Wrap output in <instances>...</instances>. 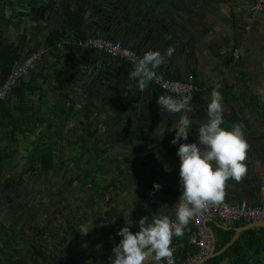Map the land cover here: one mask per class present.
Wrapping results in <instances>:
<instances>
[{
	"label": "crops",
	"instance_id": "obj_1",
	"mask_svg": "<svg viewBox=\"0 0 264 264\" xmlns=\"http://www.w3.org/2000/svg\"><path fill=\"white\" fill-rule=\"evenodd\" d=\"M75 3L43 0L40 7L33 10L32 17L26 15L25 25L12 23L16 34L8 37L0 34V41L13 43L25 53L41 49L51 31L63 28L65 12L76 9L84 19L81 31L87 37L120 40L142 55L150 50L164 53L172 48V55L167 56L156 70L175 74L181 82L191 77L203 90L200 100L191 101L190 115L197 124L192 127L187 142L196 140L199 122L207 118V102L213 89L225 93L221 94L223 115L237 109L235 98L249 91L259 105L260 114L245 112V121H241L249 145L245 160L247 172L239 181L229 179L226 182L224 197L246 205L264 202V14L251 16L253 0H129L120 4L119 0H76ZM117 5L121 9L119 18H115ZM247 26L250 27L248 31ZM75 44L67 40L58 43L56 50L46 49L34 69L0 104V155L3 157L0 173V264H55V259L65 250L69 235L83 226L82 219L72 220L74 228L67 234L70 222L64 224L63 219L59 224L64 206L60 209L59 203L52 205L50 182L56 178L66 179V172L72 174L77 171L74 179L82 183L77 188L79 191L94 190L90 204L97 207L89 215L98 224L94 230L99 232L100 239L99 245L98 240L90 245L93 258L89 264H97L100 253L105 255L103 264H109L112 247L121 239L114 230L121 228V223L137 230L135 222L146 215L149 224L153 220L150 215L160 213L175 218L174 204L180 195V161L176 155L179 145L170 142L174 137L173 126L180 114H168L160 109L156 103L158 89L150 88L151 84L147 83L142 91L137 81L121 70V62ZM234 48L241 52L240 64L235 69L229 66ZM108 110L112 112L113 122L105 125L101 133H109L113 137L103 140L95 129L94 119H99ZM140 117L149 121L142 122ZM91 122V131L95 135L86 141L79 139L83 127ZM165 133L171 137L163 144L159 141ZM129 134L141 139L131 140ZM67 136H72L71 141L76 145L73 157L65 153ZM81 144L94 147L98 156L106 151L98 150L102 144L112 145L111 149H118L120 144L133 146L129 155L109 160L114 169L107 178L95 177L102 186L109 185L105 190L106 196L99 200L96 189L86 186L81 179L83 176L75 168L74 160H79L80 166L76 151L81 149ZM48 148L54 151L57 156L55 164H60L61 169L54 174L33 171L31 166L36 152H44ZM145 149L148 151L141 154L140 151ZM133 155L138 157L133 168L139 175L121 167L128 176L123 184L113 183L115 165H123V161ZM88 161L83 169L88 170L91 180L94 176L87 168ZM151 177L155 184L160 185L155 189L153 202L145 200L144 188L145 181ZM130 189L137 193L136 200L132 199V194L126 197ZM121 193H124L123 197ZM107 211L112 214L108 222L112 226L111 232H106L107 225L101 221ZM129 211H132L131 215ZM113 214L116 219H121L117 226L114 225ZM247 224L250 223L228 227L218 219L205 220L204 226L211 242H215L211 251L217 253L225 246L216 249L219 229L233 231L231 241L236 230ZM55 225L58 232L56 244L45 237L38 248L34 234H48ZM192 228L190 221L183 236L173 240L176 253L178 249L182 251L176 256L181 263L190 257L184 242L193 245L190 242ZM246 230L249 229L241 230L232 243ZM40 251L46 253V259L37 258ZM218 264H230V261L224 257ZM250 264H264V253L258 261L251 259Z\"/></svg>",
	"mask_w": 264,
	"mask_h": 264
},
{
	"label": "clouds",
	"instance_id": "obj_2",
	"mask_svg": "<svg viewBox=\"0 0 264 264\" xmlns=\"http://www.w3.org/2000/svg\"><path fill=\"white\" fill-rule=\"evenodd\" d=\"M173 49L164 53L159 50L145 52L138 66L129 74L137 81L143 91L152 81L156 72ZM159 95L156 103L168 114H180L173 126L175 135L172 145H179L176 155L179 158L180 195L175 205V219L161 215L149 224L146 216L135 223L138 229L133 231L127 226L118 229L116 235L121 239L112 247L109 264H161L173 253V237H181L185 227L209 203H219L224 198V187L229 179L239 181L247 172L245 163L248 143L245 140L242 125L234 124L231 129L222 127L223 102L221 92L213 89L207 102L206 119L199 122L195 141L187 142L194 122L190 95ZM156 188L160 185L156 184ZM132 199L136 200L134 191ZM132 211H129L131 215ZM87 235V227L78 228Z\"/></svg>",
	"mask_w": 264,
	"mask_h": 264
},
{
	"label": "trees",
	"instance_id": "obj_3",
	"mask_svg": "<svg viewBox=\"0 0 264 264\" xmlns=\"http://www.w3.org/2000/svg\"><path fill=\"white\" fill-rule=\"evenodd\" d=\"M65 13H66V15H65V18L63 19V28L60 30L51 31L47 35L45 42L42 44V49L46 50L49 48V49L53 50V49L57 48V44L60 42L72 40V41H74V43H76L78 40H84L87 38V35H85L81 31V28L84 24V19H83L82 15L76 9H68ZM69 38H73V39H69ZM105 39H107V38H105ZM109 40H113V39H109ZM130 49H132V48H130ZM133 51H135V50H133ZM136 53L141 58L143 57V55L140 54L139 52H136ZM29 54L30 53L23 52V50L19 46H16L13 43L0 41V84L2 83V81L4 80L6 75L8 74L10 67L15 62L22 60L24 57H26ZM118 62H121V61H118ZM121 63H122L121 64V70L125 74H127V76H129V74L133 71L132 67L126 62H121ZM155 72L162 73L166 78H169L171 80H177L178 79V77L175 74H170L169 72L163 71L161 69H159V70L155 69ZM191 82L198 87V90L195 93L190 95L192 97L191 101H193V100L198 101V100H200V98L203 95V90H201L200 85L198 83H196V81L194 79ZM149 87L152 88L153 86L150 85ZM157 91H158L159 95H173V96H175V94H171V93L164 92L161 90H157ZM221 94H225V93L222 92ZM227 95H230V92ZM235 101L238 105L237 109L231 110L226 115H223L224 124L222 125V127L228 128L229 130L231 129L232 125H234V124H240L241 125V121H243V122L245 121V119H244V113L245 112H248L251 114H260L259 105L257 104L255 97H253L249 91L240 94L238 97L235 98ZM1 103H2V101L0 102V104ZM108 103L111 104V102H109V101H108ZM105 105H106V103H105ZM140 121L146 122L149 120L146 117H144V118L140 117ZM92 123L93 122L86 124L83 127L82 135H81V137H79V139L86 141L87 139H89L95 135L93 133V131H91V126L93 125ZM263 124H264V118H263ZM174 135H175V131L172 134V136H174ZM128 136L130 137L131 140H140L141 139V137L131 135V134H129ZM169 137H171V135L168 133H165V135L161 138V140L159 142L165 144ZM160 152H161V150H160ZM56 158H57V156L55 155L54 151L51 148L45 149L44 152L43 151L42 152L41 151L36 152L35 160L33 161L31 169L35 172H38V173H46L48 171L50 174H54L57 172V170L59 168L61 169L60 164H59V166H58V164H55ZM137 159H138L137 155H133L130 158H126L123 161V165L117 166V164H116L115 165V174L113 177V183L118 181V182H121L123 184L124 181L126 180L125 178L128 176V173L126 171H124L121 167L126 168L128 171L132 170L135 172L136 175H139L136 172V168H133V166H135L134 164H136V162H137ZM149 162L151 163L152 161H149ZM46 163L48 164V167H46ZM74 164H75V168L78 170L79 174L81 176H83V178H81L83 183L86 186H91L92 188L96 189V198H98V200H99L102 197H105L106 196L105 190H107V187L109 185L102 186L98 182L97 178H95V177H92V179L90 180V173H88V170L80 168L79 160L78 161L74 160ZM2 165H3V157L0 155V173L2 171ZM136 179H138V177H136ZM136 181H134L133 185L136 184ZM155 185L156 184L154 183L153 177H151V179L149 181L148 180L145 181V186H144V188L146 190V194H145L146 199L145 200H147V201L150 200L153 202V200L156 196ZM223 200L231 202L230 200H228L225 197L223 198ZM115 210H117V209L115 208ZM159 216H161L160 213L157 215H150L149 217L154 219V218L159 217ZM113 217H114V225L117 226V223L120 222L121 219H116L115 214H113ZM146 217H147V215H146ZM111 218H112L111 212L107 211L105 214V217L101 220L102 223H105L107 225V227L105 229L106 232L112 231V226H111V224L108 223L111 220ZM245 224H246L245 222H236L232 225V227H240V226H244ZM123 226H126V224L121 223L120 227H123ZM127 227H129V226L127 225ZM73 228H74V224L72 222H70L68 224L67 234H69V232L71 230H73ZM118 229L119 228H117L114 231L117 232ZM131 230L135 231V228H131ZM232 235H233V231H224L222 229H219L217 231L218 242L216 245V249L218 250V249L222 248L224 245H226L230 241ZM174 239H175V237H173V240ZM184 246L186 247V249H188L190 251V256H193L194 254L198 253V249L194 245H190V244H187V242H184ZM176 251H175V258H176L178 253L182 252L181 249H178L177 253H176ZM262 253H264V229L263 228H252V229H249V230L242 232L240 234L239 238L234 243H232L223 254H221L217 257H214L212 259H209L208 261H206L203 264H218L220 261H222V259L224 257L229 259L230 264H250L251 259L258 261L260 259V255ZM36 255H37V258H39L41 260H42V258L45 257V259H46V257H47L46 253L41 252V251L38 252Z\"/></svg>",
	"mask_w": 264,
	"mask_h": 264
},
{
	"label": "rangeland",
	"instance_id": "obj_4",
	"mask_svg": "<svg viewBox=\"0 0 264 264\" xmlns=\"http://www.w3.org/2000/svg\"><path fill=\"white\" fill-rule=\"evenodd\" d=\"M43 0H0V34H2V37H8L9 34L17 33V30H13L14 26L12 23H16L17 25L20 24H26L27 16L32 17L33 10L40 7V4ZM64 3L74 4V0H63ZM124 3L129 0H122ZM36 4V5H34ZM39 13V12H38ZM27 15V16H26ZM1 20H4V22L1 23ZM3 24L5 27H3ZM250 27L248 26V30ZM2 30V31H1ZM12 30V31H11ZM246 30V31H248ZM12 38H10L11 40ZM240 51V50H239ZM241 57V52H240ZM231 60V59H230ZM235 69V68H234ZM110 110V109H109ZM108 110V112H105L102 116H100L99 119H94V125L95 129H97L100 132L101 138L103 140L111 139L113 136L109 133L102 134L101 131L103 130L104 126L107 124H110V122H113L111 113ZM113 117L115 119V115L113 114ZM117 119V118H116ZM97 131V132H98ZM72 136H67L66 140V155L71 154L72 157L75 154L76 145H74L71 141ZM108 143V142H106ZM119 145V144H118ZM126 146V145H124ZM123 144L119 145L118 149H111L113 147L112 145H106L102 144L98 146V150L101 151L103 149H106L105 152L101 153L99 156L97 155V151L94 147L90 148L89 144L87 146L81 144V149L77 152V158L80 159V167L84 168L85 164L88 162V169L92 172V175L97 178H107L111 171H113L112 164L110 163V159L113 157H119L124 155H129L131 152H133V146L130 147H124ZM142 147V146H141ZM124 148V150H123ZM140 149H138L139 152ZM148 151V149L141 150L140 153ZM139 154V153H138ZM67 171H71V168H67ZM97 169H101L100 172L97 171ZM75 175L77 176V171L75 173L69 174L66 172V179L60 178L59 180L53 179L52 182H50V189L53 191L52 199L54 200L52 202V205L60 204V209L64 206V209H62V214L60 216V222L61 225L64 219V224L77 219H82L84 221L83 226L87 227L90 231L87 235H83L80 233L79 229L80 227H77L75 229V232L69 235L67 238L65 250H63L60 253V257L56 258L55 264H89L91 259L93 258V255L91 254L90 245L96 244L94 243L96 240H98L99 245V239L98 236L99 232L95 231L96 224L95 220L90 217V213L95 210L97 205H91L90 203L93 202V193L94 190L85 192L79 191L77 188L82 186V183L80 180H76L74 178ZM62 190V192H61ZM132 189L128 190L126 194V197L131 195ZM124 193H121L120 196L123 197ZM134 195L137 196V193L134 191ZM61 214V213H60ZM95 229V230H94ZM57 225H55L51 228L50 232L47 234V232L41 233L36 232L34 234L35 236V243L36 246L39 248L40 244L44 241V238L48 239L50 242H55L56 236H57ZM42 236V237H41ZM98 238V239H97ZM61 242V241H60ZM105 260V255L103 253H100V256L96 263H102ZM97 263V264H98Z\"/></svg>",
	"mask_w": 264,
	"mask_h": 264
},
{
	"label": "built area",
	"instance_id": "obj_5",
	"mask_svg": "<svg viewBox=\"0 0 264 264\" xmlns=\"http://www.w3.org/2000/svg\"><path fill=\"white\" fill-rule=\"evenodd\" d=\"M257 14H264V0H253L251 5V16ZM248 30V26L246 27ZM76 45L79 48L88 51H98L109 58L128 63L132 69L138 66L141 57L132 49L126 47L120 40H109L102 37L89 36L84 40H78ZM45 54L44 49H37L24 57L22 60L15 62L0 84V102L12 92L18 83L34 69L37 62H39ZM240 64V51L235 48L232 51L231 61L229 66L232 68ZM192 78L186 82L178 80H171L166 78L162 73H157L155 78L148 82L154 88L177 94L175 89L180 90L181 95H191L198 90V87L192 82ZM218 219L225 226H232L236 222L245 223H264V202L257 205H246L242 202H228L225 200L219 203H209L202 209L197 216L192 220V231L190 234V242L198 249V253L190 256L184 263L179 262L175 258V245L172 241L173 253L171 257L161 261V264H195L200 258L210 253L212 249V242L210 235L204 226V221L208 219ZM174 220L175 218H170Z\"/></svg>",
	"mask_w": 264,
	"mask_h": 264
},
{
	"label": "water",
	"instance_id": "obj_6",
	"mask_svg": "<svg viewBox=\"0 0 264 264\" xmlns=\"http://www.w3.org/2000/svg\"><path fill=\"white\" fill-rule=\"evenodd\" d=\"M121 1L122 0H119V4L121 3ZM119 9H120V5H119V7H118V5H117V7L114 9V11H116L115 12V18H119V17H121V15H120V13H121V11H119ZM121 10V9H120ZM131 13V12H130ZM131 16V15H130ZM251 228H263L264 229V223H261V222H259V223H250V224H247L245 227H242V228H239L238 230H236V232H235V236H234V238L228 243V244H226L225 246H224V248H222L219 252H217V253H213L212 251L210 252V253H208L207 255H205L202 259H200L198 262H196L195 264H202L203 262H205V261H207L208 259H210V258H212V257H214V256H216V255H219V254H221V252H223L233 241H234V239H236V237H237V235H238V233L241 231V230H245V229H251ZM213 242V248H212V250H214V248H215V242H214V240L212 241Z\"/></svg>",
	"mask_w": 264,
	"mask_h": 264
}]
</instances>
